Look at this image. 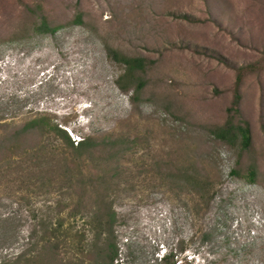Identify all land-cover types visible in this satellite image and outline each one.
Returning a JSON list of instances; mask_svg holds the SVG:
<instances>
[{
    "label": "rangeland",
    "instance_id": "obj_1",
    "mask_svg": "<svg viewBox=\"0 0 264 264\" xmlns=\"http://www.w3.org/2000/svg\"><path fill=\"white\" fill-rule=\"evenodd\" d=\"M108 48L144 69L123 75ZM44 115L70 138L119 143L65 159L50 135L6 161L0 258L103 264L109 240L112 264H264V0H0V136ZM229 117L248 148L211 133ZM58 223L67 236L45 251L41 226Z\"/></svg>",
    "mask_w": 264,
    "mask_h": 264
},
{
    "label": "trees",
    "instance_id": "obj_2",
    "mask_svg": "<svg viewBox=\"0 0 264 264\" xmlns=\"http://www.w3.org/2000/svg\"><path fill=\"white\" fill-rule=\"evenodd\" d=\"M80 16L76 17V21L80 22ZM39 28L41 31L54 33L57 27H50L45 20H42L39 24ZM107 54L113 60L117 62H121L125 64L126 72L123 75L131 74L137 70H143L145 67V60L140 57H128L125 55H118V53L111 49H107ZM250 66L240 67L237 70V76L235 78V83L239 85L242 72L249 68ZM117 84L119 88L125 89V86L122 84V77L117 80ZM144 86V81L139 80L135 89H134V96L132 100L136 99L137 93L142 87ZM240 100L239 91L236 90L234 93V99L232 101V106L229 108L230 111H238L237 105ZM211 133L214 135L215 138L224 142H235L239 139V144L242 149H246L251 144V134L250 129L246 123L241 124H234L231 117L226 121L223 126L216 127L211 129ZM38 136L35 139V136ZM50 135H53L59 141V146L63 150L62 152L65 154L64 158L78 156L84 150L88 151H95L96 149L102 148H113L119 143L118 139L115 140H108L105 141L102 139L98 141L93 137H83L81 138L76 144L73 143L72 139L69 137L65 129L61 128L57 124L53 123L48 116H39V117H31L30 119L25 120L23 123L18 125L17 127L13 128L12 130H7L0 136V170H2L3 164L10 159L15 157H22L25 155H32L35 153L36 150L40 149L43 145L41 138L47 137L49 138ZM32 139H35L34 143ZM59 147V148H60ZM235 173V171H231ZM254 177V170L249 171V180H253ZM113 214L110 217L112 218ZM103 217V216H101ZM99 221L97 226V237H101L103 232H105V225L101 222V218L97 219ZM112 222L109 221L108 226L111 227ZM107 226V225H106ZM62 229V224H56L55 227L42 225L41 226V233L38 242H41L44 246V250L50 248V243L53 238H65L67 236L66 230ZM107 233H109L107 231ZM37 241L33 239V233L29 232L28 234V249L25 251L32 252L33 247ZM41 253V250L38 254ZM116 255L115 248H113V244L109 240H105L103 245L98 247V256L101 259L107 258V262L103 264H112V260ZM40 256V255H39ZM25 258L23 264H33L35 263L34 257L31 255L25 256L22 253L16 254L13 258H0V264H19L22 258Z\"/></svg>",
    "mask_w": 264,
    "mask_h": 264
},
{
    "label": "built area",
    "instance_id": "obj_3",
    "mask_svg": "<svg viewBox=\"0 0 264 264\" xmlns=\"http://www.w3.org/2000/svg\"><path fill=\"white\" fill-rule=\"evenodd\" d=\"M70 136H71V138H72V141H73V143L74 144H76L81 138L80 137H78L77 135H74V134H71L70 133ZM155 216V215H154ZM156 217V219H157V221H161L162 223H164L165 225H168V223H169V219H168V217L166 216V212L165 211H159V213L155 216ZM155 222L154 223V225H153V227L155 228L156 227V229L157 228H159V225L160 226H162V224L161 223H159V222ZM115 264H127L126 263V261L124 260V259H122V258H120L118 261H116L115 262Z\"/></svg>",
    "mask_w": 264,
    "mask_h": 264
}]
</instances>
